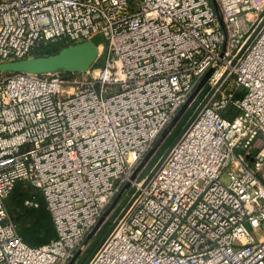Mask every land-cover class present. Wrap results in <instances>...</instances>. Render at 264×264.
Listing matches in <instances>:
<instances>
[{
  "label": "built area",
  "instance_id": "built-area-1",
  "mask_svg": "<svg viewBox=\"0 0 264 264\" xmlns=\"http://www.w3.org/2000/svg\"><path fill=\"white\" fill-rule=\"evenodd\" d=\"M216 1L0 0V63L98 48L80 72H0V264H68L109 220L87 264L113 242L129 264H264V0ZM37 191L58 237L32 246L10 202Z\"/></svg>",
  "mask_w": 264,
  "mask_h": 264
},
{
  "label": "water",
  "instance_id": "water-1",
  "mask_svg": "<svg viewBox=\"0 0 264 264\" xmlns=\"http://www.w3.org/2000/svg\"><path fill=\"white\" fill-rule=\"evenodd\" d=\"M215 6L217 9H219L218 3L216 0H214ZM98 55V48L97 45L91 41L86 40L82 42L72 43L69 44L62 49H60L56 53L47 54V55H34L30 57L25 58H17L5 62L0 63V72H44V71H50V70H56V69H65L68 71H84L87 68L91 66V64L95 61ZM210 72L206 75L205 79L209 76ZM185 107L181 109V111L178 113V115L175 117L174 121L165 129V131L162 133L160 140L164 138V136L168 133L169 129L172 127L174 122L179 118L181 113L183 112ZM199 110L195 112V114L191 117L189 122L185 125L182 132L186 130V128L189 126V124L192 122L196 114ZM180 136H178L168 147L166 152L164 153L163 157L172 149V147L177 143ZM160 140L155 144V146L147 153L141 164L138 166L135 175L145 166L147 161L150 159L152 154L155 152L158 143ZM162 161V160H161ZM160 161V162H161ZM160 164V163H159ZM158 167V166H157ZM156 167V168H157ZM154 169V171L156 170ZM129 184H127L125 188H127ZM123 189V190H124ZM123 190L117 195V197L114 200V203L118 201L120 198ZM102 220V219H101ZM114 226V225H113ZM112 226V227H113ZM111 227V228H112ZM97 228V227H96ZM96 229H94L86 238L83 246L86 244V242L92 237L93 233ZM109 233V232H108ZM108 233L103 237V239L100 241L98 246L94 249L92 254L90 255L88 261L97 253L103 242L105 241L106 237L108 236ZM83 246L81 248H83ZM81 248L77 251L76 255L71 259V261L68 264H72L75 259L77 258ZM88 261L85 263L87 264Z\"/></svg>",
  "mask_w": 264,
  "mask_h": 264
},
{
  "label": "rangeland",
  "instance_id": "rangeland-1",
  "mask_svg": "<svg viewBox=\"0 0 264 264\" xmlns=\"http://www.w3.org/2000/svg\"><path fill=\"white\" fill-rule=\"evenodd\" d=\"M95 40L97 42L101 41L102 40V36L101 35L96 36ZM101 63H102V58H100L98 61H96L97 65H100ZM184 125H185V121L184 120H181V122H178L177 126H176V130H175L176 133L179 131V129H182L184 127ZM176 133H173L167 139L166 138L162 139V140L158 139V141L160 140V142L157 145V148H156V150H155V152L153 154V157H151L149 159V161H148L149 163L145 167H143V169L140 171V176L141 177H144V176L148 175L151 172L153 164L158 160V158L163 154V152L166 151V149L169 147V145L171 144V142H169V140L173 139V137H174V135H176ZM17 192L19 193V196L22 197V195L31 194L32 189H31V187H30V189L29 188H23L21 183H20V185H18V187H17ZM37 194H38V197H39V201L42 202V204L37 209L31 210V213H30L29 217H27V219H25L24 227H28L33 221H35L38 218L42 207H45L47 210L49 209L48 205H47V201H46L44 195L42 194V192L37 191ZM122 198H123V196H122ZM14 201H15L14 204H12L10 202V204H11L10 205L11 216L14 219V221H15V218L18 219V217L23 219L24 216H25L24 208L23 209L17 208L18 207V204H16L17 200H14ZM112 223H113V221L109 220L108 223L106 224V226H104L103 230L97 236L94 235L92 237V239L90 240V244H88L85 247V249L81 251V254L77 258V260L74 262V264H85L88 261L90 255L92 254L94 249L98 246L100 241L107 234V232L110 229Z\"/></svg>",
  "mask_w": 264,
  "mask_h": 264
},
{
  "label": "trees",
  "instance_id": "trees-1",
  "mask_svg": "<svg viewBox=\"0 0 264 264\" xmlns=\"http://www.w3.org/2000/svg\"><path fill=\"white\" fill-rule=\"evenodd\" d=\"M69 44L66 43H50L42 47H38L33 51L34 55H47L58 52L63 47ZM181 129L174 135L173 139H170L169 142H173L175 138L180 133ZM20 185V183L18 184ZM17 185V187H18ZM16 187V192H17ZM42 202H40L41 206ZM38 206V207H39ZM38 207H24L25 216L23 219L15 218V223L17 225L18 231L22 238L32 246H40L45 243L50 242L51 240L58 237V233L55 227L53 216L51 211L47 210L45 207H42L38 218L33 221L28 227H24L25 219L29 217L31 210H35Z\"/></svg>",
  "mask_w": 264,
  "mask_h": 264
},
{
  "label": "bare ground",
  "instance_id": "bare-ground-1",
  "mask_svg": "<svg viewBox=\"0 0 264 264\" xmlns=\"http://www.w3.org/2000/svg\"><path fill=\"white\" fill-rule=\"evenodd\" d=\"M111 243L103 253H100L95 264H129L128 260L116 254V246Z\"/></svg>",
  "mask_w": 264,
  "mask_h": 264
}]
</instances>
